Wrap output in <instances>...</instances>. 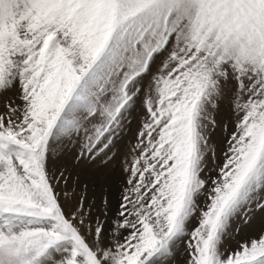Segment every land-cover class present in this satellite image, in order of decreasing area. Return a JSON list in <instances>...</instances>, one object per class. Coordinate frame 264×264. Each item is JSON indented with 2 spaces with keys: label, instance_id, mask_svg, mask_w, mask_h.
Here are the masks:
<instances>
[{
  "label": "snow or ice",
  "instance_id": "obj_1",
  "mask_svg": "<svg viewBox=\"0 0 264 264\" xmlns=\"http://www.w3.org/2000/svg\"><path fill=\"white\" fill-rule=\"evenodd\" d=\"M181 252L264 264V0H0V264Z\"/></svg>",
  "mask_w": 264,
  "mask_h": 264
},
{
  "label": "rangeland",
  "instance_id": "obj_2",
  "mask_svg": "<svg viewBox=\"0 0 264 264\" xmlns=\"http://www.w3.org/2000/svg\"><path fill=\"white\" fill-rule=\"evenodd\" d=\"M133 128H135V125H133ZM120 164H121V168H122L124 166V157L121 158ZM111 169H114L115 170L114 179H116L117 184H118V178L121 177L124 174L122 173V171H121L120 168H117L116 167V164L115 163L113 165H111ZM255 227H257V228L259 227V220L256 221ZM183 256H184V253L181 252L180 253V257L178 258L176 264H182V258H183Z\"/></svg>",
  "mask_w": 264,
  "mask_h": 264
}]
</instances>
